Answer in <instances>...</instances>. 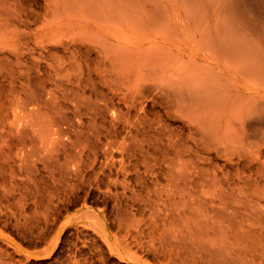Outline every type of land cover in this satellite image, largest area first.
Here are the masks:
<instances>
[{"label": "bare ground", "instance_id": "obj_1", "mask_svg": "<svg viewBox=\"0 0 264 264\" xmlns=\"http://www.w3.org/2000/svg\"><path fill=\"white\" fill-rule=\"evenodd\" d=\"M94 1L0 0L1 34L65 53L44 71L63 165L22 205L1 162L0 264L52 253L60 202L81 207L56 264H264V0Z\"/></svg>", "mask_w": 264, "mask_h": 264}, {"label": "rangeland", "instance_id": "obj_2", "mask_svg": "<svg viewBox=\"0 0 264 264\" xmlns=\"http://www.w3.org/2000/svg\"><path fill=\"white\" fill-rule=\"evenodd\" d=\"M122 1H125V2H122ZM130 1L131 0H120L122 7H121V5H119L120 4L119 3L117 5L119 7L118 9L122 10L123 8H125V10H126V7L124 5H127V7H129V8H133L134 6H136V8H133L134 10H138L141 7V3H140V7L139 8L137 7V6H139L138 5L139 3L137 4V2L139 0H136L137 5H134L135 2H134V0H132L131 4L134 3L133 6L130 4ZM144 1H146V0H144ZM147 1L150 2L151 0L150 1L147 0ZM85 2H86V0H85ZM94 2H95V5L93 7V11H95V12L105 11V9L107 8L106 7L107 4H105L106 0H104L105 3L102 0V3L104 5L100 2V0H95ZM144 6L142 5L141 8H143ZM103 7H104V10L102 9ZM98 8L100 9V11ZM32 27L35 28V26H32ZM1 32L2 33L4 32L6 34L0 33V164H2L1 162H3L4 164L6 163L5 165L7 167L5 166V168L7 169V172L10 173L11 171H13V174L12 173L11 174L6 173L5 176L8 175L7 176L8 179L10 178L9 176H12L11 179H9V180L5 179L3 181L0 178L3 181L2 182L0 180V183L1 182L5 183V184L8 183V182H6V180L10 182V180L13 179V175H14V178L16 179V181H14V179H13V181L10 182V183H13V185L12 184L8 185L9 184L8 183V184H6L8 186H6L5 184L1 183L2 184L1 186L4 187V189H6V190L8 187H10L8 189L11 190L10 193L13 192L12 194H14L15 192L18 193L17 190L21 188L20 190H22V191H19V194L22 195V197L20 198L17 196L16 193L15 194L18 197V199L19 198L22 199L21 200L22 205L24 204L23 202H25L24 205H26V203H27V205H29V203L32 199L29 196L32 195V193H34L36 191L35 190L36 188H38V187L40 188L41 184L44 183L45 180L48 184H50L52 182L51 181L52 178L48 179V176L50 175V173L52 174L54 172L57 174L58 170L63 165L62 160L54 161L52 158L53 149H55L57 147V144H58V136H57L58 134H55L53 131V128H52V122L55 118L54 116H55V110L56 109L54 108L52 102L49 101V99L51 97L50 93H52V89L54 88V86L51 83L50 79L47 78L46 72H44V71L47 70V72H48L49 67H47L46 64H48L50 58H51L50 61L52 62L54 59L53 57H56V55H59V57H60L61 55L65 54V53L63 52V54H62V49L61 48L57 49V47H55L56 44L53 43V45H51L52 40H53V39H51V37L54 38L55 32L54 33L51 32L52 34L49 33V35L50 34L51 35L50 36L47 35L46 37H48V38L43 36L45 39L43 37L40 38L42 40L38 39V40H40V42L38 41V44H37V39L35 42L34 35L32 32H31L32 34L31 33L28 34L26 39L20 38V41H19V39H17L18 37L13 33H11L12 34V38H11L10 33L6 32V31H1ZM1 35H3V36H1ZM13 37H17V38H13ZM49 37H50V39H49ZM48 39H49V41H51V43L49 42L50 44L47 42ZM56 40H58L57 37L54 41L56 42ZM41 41H42V44H44V43H45V45L49 44L46 46L50 47V45H51V48L49 49V47H45V45L41 46L40 45ZM19 42H22V43H19ZM34 44H36L35 46L39 45L38 48L34 47L33 46ZM24 47H26V48H24ZM42 47H44V50H42L43 49ZM31 50H33V51H31ZM22 52H23L24 56L22 55ZM39 52H41V53H39ZM45 52H47V53L43 55V53H45ZM52 53H55V55L53 56ZM29 54H31V55H29ZM50 54H52V56ZM25 55H27L28 57ZM46 55L48 57H46ZM63 57H66V55H64ZM39 58L40 59L44 58V59L40 60ZM47 58H49V59H47ZM33 59H35L36 61L34 60L35 61L34 62ZM38 59L40 60V62L41 61L42 62L41 63L37 62ZM42 63L45 66L42 65ZM35 64L38 67L40 65V67L36 68ZM30 65L31 66L34 65V67H35V69L33 68L34 69L33 72H32L33 69L30 71L28 70V69H30L29 68ZM41 67H43V68L41 69ZM40 69L41 70L44 69L42 71V74L38 72ZM25 70L27 72H25ZM41 70H40V72H41ZM43 72L45 74H43ZM24 73H26L27 75L26 74L25 75H26V77H28V86H29L28 87L29 88L28 89V91H29L28 95L26 94V92H25L26 88L24 87L26 84V77H25V75H23ZM32 75L33 76L35 75V76L32 77ZM29 77H30V80H29ZM42 78H44L43 80L45 81V84H44L43 80H41ZM45 78H46V80H45ZM34 80H35V82H34ZM31 81H33V82L31 83ZM36 83H37V86H36ZM29 84H31L32 86H30ZM50 85L53 87H50ZM30 88H32V89H30ZM36 89H37V91H36ZM43 89L46 90V92L43 91ZM41 91H42V93H40ZM32 92H34V93H32ZM37 97H38L37 101L34 102V99ZM40 97L41 98L43 97L44 100L46 99L45 101H43V102H45V104H43V103L39 104L40 102H42L39 100H43V99H39ZM30 100H32L34 103L37 102L38 105L34 104V103H33L34 104L33 105L32 103H30ZM26 105H28V106L30 105V106L27 107ZM35 105H37V106H35ZM60 126L63 129H65L67 127L66 124L65 125L61 124ZM63 138H64V136L60 137L59 140L63 139ZM10 168H11V170H10ZM41 176H43V178H41ZM15 184H16V186H14ZM18 185H19V187H18ZM42 186H45V184H43ZM5 187H7V188H5ZM11 187L13 189L17 188L16 191L13 190ZM7 191H9V190H7ZM38 195H39V193H38ZM17 201H19V200H17ZM249 202H251V201H247V205ZM60 203H61L62 207L64 206V208L61 207L62 211L58 210V207L60 209ZM60 203H58L59 205L56 206L57 209L55 207L53 210L54 212H56V210H58V213L52 212L53 214L51 215V220L54 219L53 222L56 224L55 230L53 231L54 234H52V235L54 237H56V234L59 233V238H58L57 244L54 247L52 253L48 257L32 259V261H30L28 263H24V264H56V262L58 263V261L60 262V261L67 258L65 255H67L66 253H69V251L66 248H67V246L69 247V245L66 243L68 242L70 244L71 243L70 241L72 240L73 235H74L73 234L72 220L76 216V214L79 211L81 206L80 205L72 206V205H70L71 203H68V202L67 203L64 202V204H63V202H60ZM253 203L254 202H251V204H253ZM66 204H68V205H66ZM262 204H263V202H262ZM69 205L71 206V208H69L70 207ZM248 206L249 207L251 206L250 208L252 210V205H250V203ZM256 207L254 206L255 210L257 208H259V207H257V208ZM263 207L264 206H261L260 208H262L263 210L262 211H260V209L257 210L258 213H256V214L254 213L255 211H253V210H252L253 213L250 212L253 214L255 219L252 217V214H251V217H250V215L248 216V217H250V219L253 218L254 220H256V217L260 218V216H262V218H260V219L258 218L259 221L261 220V222L256 221L257 225H258V223H260L259 225H262L261 223L264 222L263 221L264 220V208ZM93 208H96V207H93ZM60 212L62 213V215ZM259 212H260V214L262 212L263 213L261 215H258ZM53 215L58 216V218L56 217V218L52 219V217H54ZM59 215H60V217H59ZM256 222H255V224L252 223V225L256 226ZM259 225H258V227H259ZM256 227L255 228L252 227L253 230L256 229ZM253 230H251L252 234L258 233V236L262 235V234L260 235L261 231L257 232L256 230H254V232H253ZM261 230L263 231L264 228H261ZM8 231L13 232L11 229ZM63 233H65V234H63ZM13 236H14L15 240L21 245L22 249L29 250V245L22 238L17 237L15 234H13ZM255 236L253 237L252 235H248V237H251L249 239V242H252V239H254ZM263 246H264V237L262 238V241L259 244V246H258L259 248L257 250H259V252L260 251L264 252V250H263L264 248L262 249ZM260 249H262V250H260ZM65 250H67L66 253H65ZM262 254L264 255V253H262ZM53 262H55V263H53ZM21 264H23V263H21Z\"/></svg>", "mask_w": 264, "mask_h": 264}]
</instances>
